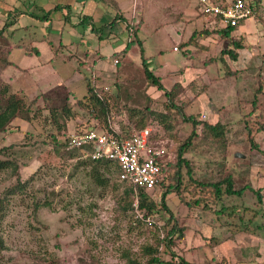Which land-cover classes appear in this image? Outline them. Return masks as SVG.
Here are the masks:
<instances>
[{"label": "rangeland", "instance_id": "rangeland-1", "mask_svg": "<svg viewBox=\"0 0 264 264\" xmlns=\"http://www.w3.org/2000/svg\"><path fill=\"white\" fill-rule=\"evenodd\" d=\"M34 1L0 0V14L5 3L14 6ZM247 1L254 5L252 15L227 37L217 32L224 24L205 15L198 0H118L123 23L98 31L89 21L72 26L64 18L68 5L35 11L41 18H29L27 30L18 28L4 12L0 28L8 24L0 36V56L11 63L0 77L11 84L12 91L21 90L27 103L33 98L36 102L31 103V121L25 120L26 115L17 117L0 131V148L13 145L0 149V161H14L18 166L15 174L10 168L0 170V264H37L41 254L53 255L57 264H126L125 253L144 264L148 258L145 245H158L163 264H179L182 256L194 264H264V199L257 192H264V130L258 128L264 126V0ZM58 10L64 13L56 15ZM125 22L134 23L136 36L129 34ZM72 28L82 39L73 35ZM44 33H49L52 46L43 40ZM130 39L133 43L126 54L114 56ZM233 41L243 45L235 49L236 60L221 53L233 49ZM30 44L38 47L39 55L25 53ZM145 64L161 78L165 89L176 82L183 87L178 103L183 105L184 115L210 123L220 121L226 127L223 141L212 143L200 137L189 148L185 157L193 175L201 181L230 175L233 188L245 189L198 204L193 203L191 193L183 192L185 201L181 202L170 191L165 197L169 211L159 207L144 217L142 211L123 209L127 199L121 186L113 187V177L108 185L97 186L84 173L88 167L76 168L77 158L54 151L52 133L63 141L66 132L90 124L87 113L74 104L86 93L90 81L98 87V94L108 98L113 127L144 125L159 133L171 167L164 177L172 175L177 166L176 149L191 133L192 125L172 111L173 137L143 111L146 105L163 111L167 103L163 92L150 86ZM43 96L51 99L49 104ZM52 107L65 129H57L51 121ZM180 170L184 183L186 167L182 165ZM26 180L24 191L17 189V183ZM164 190L157 186L149 193L159 203ZM34 196L51 200L52 208L34 211ZM174 219L186 233L205 235L206 244L199 238L192 240L194 248L183 252L184 241L177 238V232L169 242L164 237ZM230 229L238 232L239 243L249 250L229 252L221 247L220 241Z\"/></svg>", "mask_w": 264, "mask_h": 264}, {"label": "trees", "instance_id": "trees-1", "mask_svg": "<svg viewBox=\"0 0 264 264\" xmlns=\"http://www.w3.org/2000/svg\"><path fill=\"white\" fill-rule=\"evenodd\" d=\"M229 1V0H228ZM228 1L215 3L220 4L222 6L226 5ZM247 5H249L252 9L254 7L252 2H248L247 0H244ZM212 2H214L212 0ZM29 3H27V8L29 7ZM37 7H33V10L30 12V15L34 18H41L39 15L35 13V10ZM204 13V12H203ZM208 17L212 18L214 21L221 23L218 19V17H213L207 13H204ZM45 18V15L42 16V18ZM40 20V19H39ZM12 22V21H11ZM127 23V27L129 28L128 32L129 34L133 33L136 36L137 28L135 27L134 23ZM8 23H5V25L0 28V36L4 34L5 27ZM10 24V23H9ZM221 26V25H220ZM237 27V26H236ZM231 26H221L220 29H217V32L221 33L222 37H227L230 35V33L236 28ZM131 28V30H130ZM137 40V38H136ZM138 41V40H137ZM133 43V39H131L127 45L120 51V54H126V52L129 49V46ZM233 49L231 47L227 49H223L221 51L222 55H228L230 59L236 60L238 57V53L235 49L242 48L243 45L238 41L232 42ZM18 46H22V43H19ZM177 47V46H175ZM178 48V47H177ZM25 49L28 51H35L37 53V50L34 48L25 47ZM10 49L4 50V53H8ZM28 51V52H29ZM3 55V54H2ZM118 56V55H117ZM118 62V59H117ZM11 62L7 61L6 58L0 56V73L2 69ZM144 73L145 77L149 81L150 86H156L158 90H161L165 97L167 98V103H165V110L158 111L156 109L150 108L147 105L144 107L143 111L147 113L148 115H153L154 119L162 124L163 131L168 134H171L173 137L174 135V126L172 125V120H170V114L172 111H175L177 114L181 115L182 120L185 122H188L192 125L191 133L182 141L179 143L176 152V163H174L176 166L174 173L172 175L167 174L166 177L163 178L162 181L158 183V187L165 188V190L162 192L160 196V201L157 203L152 197V194H150L148 191H146L144 188H139L136 191V194L134 192L133 185L126 181L121 180L119 178L120 168L117 163L112 162L110 160L106 159H92L89 156H84V153L78 149V148H69L64 143V141H59L56 138V134L52 133L51 136V146L54 148V151L57 154L69 156L70 158H77L78 163L76 165V168L82 166L88 169H84V173L86 176H88L92 182L97 186H106L109 183V178L113 177V187L117 188L118 186L122 187V194L123 197L127 199L126 205L123 207L124 210H131L132 212L135 211H142L144 214V217H147L151 215L156 209L159 207H162L167 212L168 207L165 202V197L168 192H174L181 202H184V193H191V196L194 197L193 203L198 204L200 202H205V200H214L219 201L224 195H232L235 193H239L241 190L245 189L246 187H242L239 189L233 188V181L232 177L230 175H226L225 177H220L216 181H201L200 179H197L193 175L192 167L189 164L188 159L185 157V154L189 151V148L191 146H195V140L197 138H202L205 140H210L212 143H218L225 139L226 135V127L224 124H222L220 121H217L216 123H210L207 120H200L196 119L193 115L186 116L183 112V105L181 103H178L179 95L183 92V87L179 83H174L171 88L165 89L163 85L161 84V78L156 76L153 71L147 67L145 64L144 66ZM259 90H261V85L258 87ZM98 87L93 85L90 81H87L86 83V93L81 97L76 99L74 104H77L80 108L84 110V112L88 115V120H95L96 121V128H99L101 131H111L113 132L117 137L119 136H129L133 132L142 129L147 126H141L139 128L130 129L127 124L120 123V127H113L110 122V103L108 98L105 96L98 94L97 91ZM21 90L18 91H12L11 90V84L4 79L0 77V131H3L15 118L23 117L26 115L25 120L31 121L32 117L31 115V103L36 102V98L31 99V103H27L25 98L21 95ZM23 93V92H22ZM35 100V102H34ZM43 100L45 103L49 104L51 99L48 96H43ZM133 110V109H131ZM51 121L56 123L57 129H65L66 124L63 123L62 125L58 124V114L54 107L51 109ZM132 114V111L130 115ZM58 120V121H57ZM66 121V119H65ZM200 126V131L197 132V127ZM81 128L76 127L74 130H77ZM259 130H264V126L261 125L258 127ZM151 135L153 139L160 140L159 139V133L157 131H154L152 129ZM252 145H255L254 141H252ZM13 147L12 144L3 146L1 148L9 149ZM0 148V149H1ZM1 151V150H0ZM3 151V150H2ZM184 165L186 167V174L188 178L184 183L183 182V175L180 170V168ZM10 168V172L12 174H15L18 171L17 163L10 160H4L0 161V170H6ZM170 162H167L163 171L166 172L167 170H170ZM171 179L173 181H171ZM28 180L24 182L17 183L16 187L20 191H24L26 185L28 184ZM168 182V183H167ZM117 186V187H116ZM155 190V189H154ZM53 192V191H52ZM154 192V191H153ZM184 192V193H183ZM259 193V190L257 191ZM10 193V192H8ZM14 193V192H12ZM200 194V195H198ZM199 196V197H197ZM38 197V196H37ZM37 197L34 196V201L32 204L33 210L37 211L39 207H49L52 208L53 202L48 199L40 200ZM260 199V197H259ZM137 201L136 206L134 205V202ZM187 203V202H186ZM169 220H172L174 218L173 214H169ZM177 232V238L182 239L185 236V229L182 226H179L177 224V220L174 219V223L170 227V229L167 231L166 238L169 240V242H173L174 240V234ZM144 255L148 256V258L145 260L144 264H163V261L158 257V245H145L143 246ZM126 264H143L141 263L137 258L131 257L130 254L125 253L124 255ZM38 263L41 264H57V261H55V257L53 255H50L49 257H43L42 254L39 255ZM43 257V258H42ZM45 258V259H44ZM49 259V263L46 259ZM95 264H100L95 261ZM179 264H194L191 262H188L183 257L180 258Z\"/></svg>", "mask_w": 264, "mask_h": 264}, {"label": "built area", "instance_id": "built-area-1", "mask_svg": "<svg viewBox=\"0 0 264 264\" xmlns=\"http://www.w3.org/2000/svg\"><path fill=\"white\" fill-rule=\"evenodd\" d=\"M198 1L203 3L204 13L218 17L224 26L236 27L252 15V8L244 0H229L224 6L209 0ZM95 125L96 121L90 120V124L66 132L62 140L67 147L80 149L84 156L117 163L119 178L130 182L135 194L139 188L153 191L164 178L163 169L169 157L165 146L152 138V129L144 127L129 136L117 137ZM136 204L137 201L134 202Z\"/></svg>", "mask_w": 264, "mask_h": 264}, {"label": "crops", "instance_id": "crops-1", "mask_svg": "<svg viewBox=\"0 0 264 264\" xmlns=\"http://www.w3.org/2000/svg\"><path fill=\"white\" fill-rule=\"evenodd\" d=\"M29 5L30 6L27 8V4L23 5V3H19L17 5L14 4V6H13V4L10 5V2H8L7 4L5 3V5H3L2 9H1L2 11L0 14V19L5 18L7 16H10L12 22L18 23V28H21L23 30L24 29L27 30L31 26L29 18H32V16L30 15V12L33 10L34 6L37 7V9L35 11H38L39 9H40L39 11H41L42 9H45V10L50 9L53 6L58 7V6H65V5H68V7H67V16L64 18L69 20V22L72 26H76L80 23H85V22L89 21V22L94 23L93 30L98 31V28H100V30H102L104 28L110 27L113 24H121V23H123L122 21H124V19H125L123 13L120 12L118 0H35L33 3H29ZM5 11L7 13H6V16L3 17L5 15L4 14ZM63 13H64L63 10H58L56 12V15L57 14H63ZM56 15L54 16L55 18H56ZM109 16L111 18L107 22ZM49 18H51V17L49 16ZM96 22L99 23L98 26H95ZM125 26H127L126 22H125ZM72 33L77 38L82 39L81 34L79 32H77L74 28H72ZM11 37L13 38V35ZM99 37H102V34H99ZM42 38H43V40L47 41L50 44V46H52V43L49 39V33H44L42 35ZM18 44H19V42H18ZM60 45H62V43H60ZM34 47L37 50V53H35V51H29L30 50L29 48H34ZM28 49H29L28 50L29 52L25 49L26 54H30V55H32V54L39 55L40 54V50L38 49V47H36L32 44H30ZM119 54H120V51L117 53H114V56H117V55L119 56ZM49 59L51 60V59H53V57L49 56ZM94 69H95V66H92V72ZM75 75H77V74H75ZM259 197L261 200H263L264 199V192L260 191ZM191 236H192L191 233H189V232L186 233V230H185V236L182 238L184 241V242H182L183 252L189 251L190 249L194 248V245L196 243L191 244L192 240L194 241V240L199 238L198 241H200V243L206 244V242L204 241V240H207V239H204L206 237L205 235H200V233H197L198 237L197 236L191 237ZM240 236L242 237V235H240ZM235 237H236V239H234ZM186 238H189L190 242L187 243ZM223 238H222L223 240L220 241L221 247L224 246L225 247L224 249H227L229 252H242L241 251L242 249L245 251L249 250V247L247 249L246 247H242L243 244L239 243L240 237L238 235V232L235 230L231 231V229H230L229 233H226L225 237H223ZM249 242H251V241L249 240ZM243 246H248V245H243ZM240 248H241V250H240ZM182 257L184 258V256H182ZM237 262H238V259H237ZM235 264H242V263H235ZM245 264H247V263H245Z\"/></svg>", "mask_w": 264, "mask_h": 264}, {"label": "water", "instance_id": "water-1", "mask_svg": "<svg viewBox=\"0 0 264 264\" xmlns=\"http://www.w3.org/2000/svg\"><path fill=\"white\" fill-rule=\"evenodd\" d=\"M236 155H237V156H242L241 154H238V153H237Z\"/></svg>", "mask_w": 264, "mask_h": 264}]
</instances>
